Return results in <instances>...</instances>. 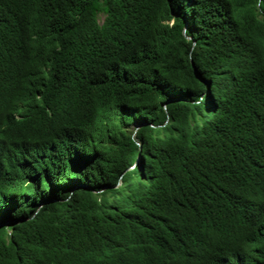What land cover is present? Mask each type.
<instances>
[{
    "label": "trees",
    "instance_id": "trees-1",
    "mask_svg": "<svg viewBox=\"0 0 264 264\" xmlns=\"http://www.w3.org/2000/svg\"><path fill=\"white\" fill-rule=\"evenodd\" d=\"M0 264H264V0H0Z\"/></svg>",
    "mask_w": 264,
    "mask_h": 264
},
{
    "label": "rangeland",
    "instance_id": "rangeland-1",
    "mask_svg": "<svg viewBox=\"0 0 264 264\" xmlns=\"http://www.w3.org/2000/svg\"><path fill=\"white\" fill-rule=\"evenodd\" d=\"M103 18H104V13H99V14H98V21H99V23L102 22ZM133 128H134L133 125H130V126L128 127L129 130H132ZM132 168H133V166L130 167V169H132Z\"/></svg>",
    "mask_w": 264,
    "mask_h": 264
}]
</instances>
